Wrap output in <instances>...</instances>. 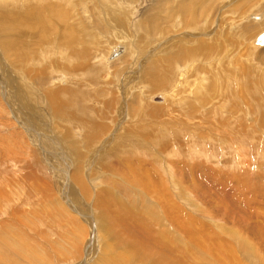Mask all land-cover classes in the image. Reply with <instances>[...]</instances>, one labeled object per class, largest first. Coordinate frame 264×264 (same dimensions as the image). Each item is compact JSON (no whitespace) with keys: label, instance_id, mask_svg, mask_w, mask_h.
<instances>
[{"label":"rangeland","instance_id":"374dc122","mask_svg":"<svg viewBox=\"0 0 264 264\" xmlns=\"http://www.w3.org/2000/svg\"><path fill=\"white\" fill-rule=\"evenodd\" d=\"M0 1V189L10 199L0 231L14 220L47 264H120L112 255L132 244L169 264H264V45L253 44L264 27L245 30L264 26V0H209L197 20L195 0ZM215 115L227 131H213ZM15 184L28 200H11ZM15 208L35 223L11 219ZM200 240L208 254L197 261Z\"/></svg>","mask_w":264,"mask_h":264},{"label":"bare ground","instance_id":"6f19581e","mask_svg":"<svg viewBox=\"0 0 264 264\" xmlns=\"http://www.w3.org/2000/svg\"><path fill=\"white\" fill-rule=\"evenodd\" d=\"M7 1H9V0H7ZM198 2V4H199V7H196L195 6V2ZM209 0H195V2L194 1H192L189 5H187V7L189 8V10H190V13H191V15H190V17L192 18V19H194L195 18V20H197L198 18H199V16H201V15H203L204 14V12H203V9L204 8H206V9H208V7H209V2H208ZM251 0H249L248 2H250ZM1 2V1H0ZM248 2H246V3H241L239 6H238V8H237V10H236V12L237 13H239V12H243L247 7H248ZM2 3V2H1ZM7 3V2H6ZM10 4V3H9ZM8 4V5H9ZM197 4V3H196ZM5 5V8H6V4H4ZM3 5V6H4ZM34 5V4H33ZM4 8V9H5ZM6 9H8V7L6 8ZM58 9V8H57ZM244 9V10H243ZM167 12V11H166ZM201 13H203V14H201ZM165 14V13H164ZM164 14H161V16H164ZM5 16V15H4ZM62 18V17H61ZM161 18H163V17H161ZM256 18V17H255ZM191 19V20H192ZM257 19H260V18H257ZM193 21V20H192ZM61 22H63V21H61ZM78 23V22H77ZM252 26V25H251ZM246 26L245 27V30L246 31H248V29H256V28H258V30H260V29H262L264 26H258V25H254V26ZM69 28V27H68ZM69 34H71V33H69ZM75 37H78L77 36V34H76V36ZM257 38V37H256ZM109 41V40H108ZM253 42V41H252ZM111 43V42H110ZM255 43V44H254ZM253 44L256 46V45H259V46H262V45H264V43H260V42H257L256 40H255V42H253ZM108 45V44H107ZM107 47V46H106ZM120 47L123 49V51L126 49V46L124 45V44H119L118 46H116V47H114V48H112V46L110 47V49H108V52L107 53H110V50H111V53L108 55V58H107V60L108 61H112L113 60V56L115 55V54H113L115 51H119V49H120ZM105 49V48H104ZM104 49L103 50H101V51H99L98 50V52H100V55H105L106 56V54H104L102 51H104ZM185 50V49H184ZM105 52V51H104ZM124 53V52H123ZM122 53V54H123ZM121 55V54H120ZM119 55V56H120ZM153 55V54H152ZM189 56V55H188ZM117 58V57H116ZM177 58H181V55L180 56H178ZM23 59V58H22ZM77 59L78 60H80V56H78L77 57ZM101 59V58H100ZM182 59H183V57H182ZM169 62H178L179 60H176L175 58H173V59H171V60H168ZM99 62V61H98ZM193 66V65H192ZM78 67V66H77ZM152 67L154 68V69H156V64H153L152 65ZM192 71V70H191ZM182 73V72H181ZM174 80L176 79L175 77L173 78ZM189 82V81H188ZM187 81L185 82V83H188ZM177 89H178V87H177ZM230 89V88H229ZM229 89H226V88H219V91L220 92H227ZM257 89V88H256ZM250 90H251V88H250ZM250 90H247V93H246V95H249V97L251 96L250 95V93H254V92H252V90L250 91ZM177 91H179V89L177 90ZM246 91V90H245ZM219 92V93H220ZM57 94L59 93V92H56ZM71 94V93H70ZM164 96H166V93H158L156 96H152V98L150 99V100H152V101H156V102H158V101H162V100H164L163 99V97ZM248 97V96H247ZM222 100H223V98H220L219 100H217L216 101V103H222ZM159 103V102H158ZM219 104V105H220ZM61 106V105H60ZM222 106V105H221ZM68 107V106H67ZM217 107V106H216ZM63 108H65V107H63ZM57 109V108H56ZM66 109V108H65ZM81 109H83V108H81ZM151 109H153V108H151ZM216 109V108H215ZM248 109V108H247ZM57 111H58V109H57ZM56 111V112H57ZM62 111V110H61ZM67 111V110H66ZM78 112H79V110H77ZM55 112V113H56ZM59 112V111H58ZM77 112V113H78ZM83 112H84V109H83ZM83 112H81V113H83ZM241 112V111H240ZM239 112V113H240ZM64 113V112H63ZM142 113H143V116L145 117L146 115H149V116H151L152 117V112H151V110L150 109H143V111H142ZM57 114V113H56ZM79 114V113H78ZM84 114V113H83ZM86 114H87V112H86ZM214 114H215V110H214ZM238 114V113H237ZM245 114H248V113H245ZM253 114H255V112H253ZM253 114H250L249 115V119L250 120H252L253 119V117H252V115ZM65 115H66V113H65ZM139 115H141V114H139ZM234 116V115H233ZM238 116H241V115H238ZM90 117V116H89ZM92 117V116H91ZM140 117H142V116H140ZM220 117V115H215V117L214 116H210V117H208V119H207V122H208V124H210V123H212V122H216V121H218V118ZM64 118V117H63ZM241 117H239L238 119H240ZM67 119H68V117H67ZM91 119V118H90ZM140 119H142V118H140ZM148 119H151V118H148ZM147 119V120H148ZM152 119H154V118H152ZM150 120V124H149V126L145 129V130H148V131H151L153 134H154V130L156 129V127H157V123H156V121H154V120ZM241 119H243V118H241ZM146 120V119H145ZM146 120V121H147ZM156 120V119H155ZM69 121V120H68ZM85 121V120H84ZM145 121V122H146ZM164 121V120H163ZM230 121H232V120H230ZM235 122L234 123H232L233 124V126H234V124L236 123V120H234ZM255 121L257 122V120H256V118H255ZM139 122V121H138ZM248 122V121H247ZM263 122V121H262ZM260 123V122H259ZM92 124V123H91ZM143 124V123H142ZM232 124H230L229 126H231ZM242 124V123H241ZM252 124V123H251ZM206 126H208V125H206ZM212 126H213V131L215 132V133H220V132H222L227 126H225V125H223L222 123H220V128H216V127H218V126H215V123H212ZM179 127V126H178ZM232 127V126H231ZM235 127H236V125H235ZM159 128V127H158ZM176 128V127H175ZM230 128V127H229ZM174 129V128H173ZM179 129V128H178ZM228 129V128H227ZM227 129L226 130H224V132L225 131H227ZM166 130L167 129H164V131H163V133H165V134H163L162 132V134L161 133H159V134H161V135H155V136H158L159 138H160V140H162V142L164 143L165 142V136H166ZM238 130V129H237ZM229 131V130H228ZM95 132H96V130H95ZM175 132V131H174ZM230 132V131H229ZM141 133V132H140ZM176 133H177V131H176ZM179 133V132H178ZM227 133V132H226ZM238 133V132H237ZM254 133V132H253ZM174 134V133H173ZM232 134V133H231ZM230 134V135H231ZM90 135V134H89ZM96 135V134H95ZM147 135V134H146ZM208 135V134H207ZM211 135V134H210ZM229 135V134H228ZM234 136L236 135V133L235 134H233ZM238 135V134H237ZM91 136V135H90ZM154 136V137H155ZM94 136H91V137H89V141H91L90 139H92ZM232 138H233V136H231ZM210 140L211 139H213V138H218V134H217V136H215V135H213V136H209L208 137ZM227 138V137H226ZM98 139V138H97ZM230 139V137L228 138V140ZM213 140H215V139H213ZM219 140V139H218ZM227 140V141H228ZM238 140V139H237ZM83 142V141H82ZM93 142V141H92ZM226 142V141H225ZM229 142H230V140H229ZM152 143V142H151ZM154 143V142H153ZM161 142H158V144H160ZM166 143V142H165ZM210 143V142H209ZM228 143V142H227ZM124 144H126V143H124ZM162 144V143H161ZM225 144V143H224ZM246 144V143H245ZM19 145V144H18ZM226 145V144H225ZM86 146V145H85ZM104 146H106V145H104ZM162 146H163V144H162ZM161 146V147H162ZM240 146V145H239ZM238 146V147H239ZM103 147V146H102ZM126 147V146H125ZM120 148V150L122 151V153L124 152L125 154H126V148ZM212 147V146H211ZM224 147V146H223ZM151 148H152V145L150 144V147L149 148H146V149H150L151 150ZM155 148H156V145H155ZM116 149V148H115ZM158 149V148H157ZM161 149V148H160ZM159 149V150H160ZM166 149V148H165ZM223 149V148H222ZM118 150V149H117ZM119 150V151H120ZM125 150V151H124ZM129 150V149H128ZM144 149H143V147H141V150L140 151H143ZM193 150V149H192ZM198 151H199V149H197ZM139 151V152H140ZM190 151V150H189ZM138 152V153H139ZM158 152V151H157ZM201 152V151H200ZM200 152H198V153H200ZM114 153V152H113ZM121 153V154H122ZM132 153V152H131ZM209 153H211V152H209ZM113 155V154H112ZM131 155V154H130ZM132 155H134V154H132ZM162 155V154H161ZM116 156V155H115ZM114 156V157H115ZM183 156V155H182ZM198 156V155H197ZM200 156V155H199ZM205 156V155H204ZM136 157V156H135ZM124 158V157H123ZM220 158V157H219ZM241 158V157H240ZM127 159V158H126ZM132 159V158H131ZM233 159V158H232ZM129 160V159H128ZM132 160H134V159H132ZM208 160V159H207ZM136 163H134V166L136 165L137 167H138V164L137 163H139L140 164V162H137L136 160H134ZM123 162V161H122ZM4 163V162H3ZM160 164V163H159ZM158 164V165H159ZM7 165V164H6ZM161 165V167L163 166V163H161L160 164ZM7 167V166H6ZM13 167V166H12ZM108 168H110V167H108ZM122 168V167H121ZM160 168V167H159ZM15 169V168H14ZM20 169V168H19ZM111 169V168H110ZM137 169H139V168H137ZM134 170V169H133ZM136 171V170H135ZM161 171V170H160ZM139 172V171H138ZM83 173V172H82ZM134 173H136V172H134ZM133 175V174H132ZM138 175V174H137ZM0 177H2V176H0ZM15 177V176H14ZM4 179V178H3ZM9 181V180H8ZM17 181V180H16ZM41 181V180H40ZM81 182V181H80ZM86 182V181H85ZM12 183V182H11ZM17 183H19V182H17ZM2 184H4V183H2ZM6 184V183H5ZM21 184V183H20ZM25 184V183H24ZM46 184H47V182H46ZM18 186H19V184H17ZM16 184L12 187L13 188V190H12V192H11V200L12 199H22V198H25L26 200H28V198H29V196H30V194H31V191H28V190H26V189H24L23 187H18ZM43 185V184H42ZM2 187H3V185H2ZM5 187H7L8 188V186H5ZM34 187V186H33ZM43 186H41V188H42ZM10 189H12L11 187H9ZM8 188V189H9ZM38 189V188H37ZM36 189V190H37ZM42 189H45L46 190V188H42ZM32 190L33 191H36L35 189H33L32 188ZM8 191V190H7ZM47 192V191H46ZM33 193V192H32ZM40 193V192H39ZM42 193V192H41ZM40 193V194H41ZM58 193V192H57ZM38 194V193H37ZM55 194V193H54ZM39 195V194H38ZM56 195V194H55ZM37 196V195H36ZM40 196V195H39ZM53 196V195H52ZM52 196H51V198H52ZM33 197V196H32ZM50 197V196H49ZM37 198V197H36ZM58 198V197H57ZM8 200H10L9 199V196L7 195V192L4 190V189H0V215L1 214H3V213H5V214H7V211H6V208L8 207V205L10 204V202L8 201ZM23 200V199H22ZM30 200H32V199H30ZM36 200V199H35ZM34 200V201H35ZM48 200V199H47ZM47 200H45V202L47 201ZM53 200H55L56 201V203H55V206H54V208L52 209L54 212V214L59 218V219H61V220H64V216L62 215V212H59V211H56V208L57 209H61L62 207V203L60 204L59 203V201L57 200V199H53ZM17 201V200H16ZM16 201H15V203H16ZM42 201V200H41ZM145 201V200H144ZM14 202V201H13ZM19 202V201H18ZM22 202V201H21ZM48 202H49V200H48ZM20 203V202H19ZM47 203V202H46ZM46 203H44V205L46 204ZM24 204V203H23ZM27 204H32V202H27ZM25 205V204H24ZM43 205V206H44ZM57 205V206H56ZM16 206V205H15ZM19 206H23V205H21V204H19ZM40 206H41V204H40ZM48 206V205H47ZM13 207V206H12ZM29 207V206H28ZM31 207V206H30ZM20 208H22V207H20ZM20 208L18 209V210H20ZM46 208V207H45ZM155 208H157V207H155ZM29 209V208H28ZM65 209V208H64ZM8 210V209H7ZM18 210H16V208H15V210L14 211H12V213L11 214H9L10 215V217H11V219L13 218L14 219V217H15V215H17V216H20L21 218H24V217H27L26 215L28 214V212L30 211V210H27V209H23V211H18ZM46 211H47V209H46ZM45 212V211H44ZM44 212H43V215H44ZM50 212V211H49ZM67 212V211H66ZM65 212V213H66ZM30 214H32L33 215V213H30ZM39 214V213H38ZM47 213H45V215H46ZM151 214H153V213H151ZM183 216H182V215ZM32 215H30V216H32ZM67 215V214H66ZM70 215V214H69ZM168 214H166V215H161V214H156V215H154V217H166ZM188 215V213L185 211V212H177V217L175 218V220L176 221H182L186 216ZM22 216H24V217H22ZM33 216H35V215H33ZM32 216V218H34ZM49 216V215H48ZM7 217H9L8 215H7ZM68 217V216H67ZM21 218H20V221H21ZM39 218V217H38ZM57 218V219H58ZM16 219V218H15ZM30 218H24L23 219V221H24V224H25V221L27 222V220H29ZM67 219V218H66ZM68 220H69V224H70V226H71V229H72V227H73V225H76V229H75V232L76 233H78V232H82V229H83V227L81 228V225L80 224H76V222H72V220L71 219H69V217H68ZM71 220V221H70ZM30 221V220H29ZM33 221V220H32ZM27 222V224H34L35 222ZM35 221V220H34ZM12 222V221H11ZM11 222H9V224H8V222L6 223V224H4V223H2L1 224V226L3 227L2 228V230L0 231V261H3V260H7L6 262H4L3 264H10V262L12 263V264H23V261H25L24 260V258H26V257H28L29 259H31V261H36L38 264H47V263H49V261H50V259H49V255H45L44 253H43V251H41L40 250V246L38 247L39 249H37V248H33V247H35L34 245L35 244H32V241L31 240H29V239H27V237H26V235L24 234V233H22V234H20L18 231H17V229L15 228V225L13 226V227H11L12 225H13V223H15L14 222V220H13V222L11 223ZM100 222V221H99ZM67 223V224H68ZM16 224V223H15ZM18 224V223H17ZM20 225L22 226V224L20 223ZM26 225V224H25ZM17 226V225H16ZM23 227V226H22ZM24 229V228H23ZM24 230H26V229H24ZM85 230V229H84ZM20 231V230H19ZM68 233V232H67ZM70 233H72V230H71V232ZM216 234V233H215ZM203 235H205V234H203ZM70 236H71V234H70ZM130 239V238H129ZM66 239H64V241H65ZM28 241H31V243L29 244L28 243ZM74 241V240H73ZM134 241V240H133ZM62 242V241H61ZM61 242H58L57 244H56V247L59 249V248H62L61 247ZM135 242V241H134ZM200 242H201V245H196V247L194 246V250H195V257L197 258H195L197 261H198V257L200 256V255H202L203 253H205V254H208V253H206L205 251H207V245H205V242H206V240H200ZM72 243V242H71ZM62 244H63V242H62ZM70 244V243H69ZM187 244V243H186ZM37 245V244H36ZM137 245V244H136ZM65 246V245H64ZM135 246V245H134ZM133 246V244L132 245H127L126 246V256H113L112 255V262L113 263H124V262H122V261H120V260H118L119 258H124V257H126V260H124L125 262H126V264H131L133 261H137V263H141V262H143V264H153V263H157V264H169V263H166V262H163V261H160V260H158L157 258H149L151 255H152V253L151 252H149V251H143V252H140V251H138V250H136L135 249V247ZM75 247V245L74 246H71L70 248H68V249H66V251L68 252V253H70V251L73 249ZM139 247V246H138ZM218 247H220V246H218ZM42 249V248H41ZM138 249V248H137ZM220 249H222V248H220ZM140 250H141V248H140ZM211 250H214V249H211ZM64 250L63 249H61V253L63 252ZM65 251V252H66ZM78 251V250H77ZM188 251V250H187ZM189 252V251H188ZM210 252V251H209ZM221 253H222V255H224L223 254V252H222V250L220 251ZM105 253V252H104ZM154 253V252H153ZM213 253H214V251H213ZM179 254V253H178ZM182 254H184V253H182ZM221 255V254H220ZM47 256H49V257H47ZM179 256H181V255H179ZM179 256H178V258L177 259H179ZM183 256H188L187 254H184ZM202 256H204V255H202ZM214 256V255H213ZM213 256H211V255H208L205 259H207L209 262H210V264H213V263H216L214 260H213ZM201 257V256H200ZM201 258H204V257H201ZM219 258V254H218V256H217V259ZM99 259V258H98ZM182 259H184V258H182ZM232 259V258H231ZM23 260V261H22ZM107 260V259H106ZM205 261V263H208V261ZM213 260V261H212ZM224 260V259H223ZM222 260V261H223ZM180 261V260H179ZM226 260H224V262H225ZM229 261V260H228ZM35 262V263H36ZM104 263H106V262H104ZM181 263V262H180ZM218 263V262H217ZM111 264V263H110ZM202 264H204V263H202ZM225 264H226V262H225Z\"/></svg>","mask_w":264,"mask_h":264},{"label":"water","instance_id":"95a60500","mask_svg":"<svg viewBox=\"0 0 264 264\" xmlns=\"http://www.w3.org/2000/svg\"><path fill=\"white\" fill-rule=\"evenodd\" d=\"M256 41H257V42H260V43H264V31H262V32L257 36ZM120 50L122 51L123 49L120 47L119 51L117 50V51H115L113 54L117 55L119 52H121Z\"/></svg>","mask_w":264,"mask_h":264}]
</instances>
